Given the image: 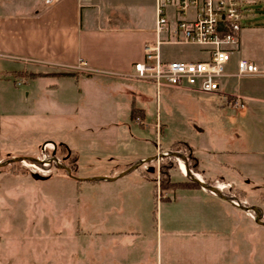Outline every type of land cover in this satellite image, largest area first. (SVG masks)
<instances>
[{
	"label": "rangeland",
	"instance_id": "1",
	"mask_svg": "<svg viewBox=\"0 0 264 264\" xmlns=\"http://www.w3.org/2000/svg\"><path fill=\"white\" fill-rule=\"evenodd\" d=\"M253 1L244 10L242 42L227 72L236 70L239 58L264 65V0ZM204 50L191 44L161 45L165 60L197 61L206 57ZM128 79L107 96L125 92L152 127L135 124L130 113L115 115L112 103H90L84 121L88 141L96 143L87 150L95 156L82 157L80 173L139 159L146 171L151 172L150 166L156 171L154 192L128 184L101 189L102 182L78 194L71 177L79 174H68L62 159L50 164L49 173H38L45 180L24 163L9 161L32 152L30 157L45 153L49 158L42 141L53 144L67 135L68 121L45 115L43 94L34 100L33 94L26 96L32 79L0 71V264H264V77L221 79L225 93L255 98L240 111L229 109L223 96L167 87L157 91L151 83ZM118 121L129 123L136 138L116 135ZM160 122L164 128L156 131ZM144 152L148 156L141 158ZM159 153L167 155L146 166L147 157ZM180 162L194 174L196 167L203 171L211 179L204 183L229 182L219 184L223 196H211L204 188L199 198H192L183 190L161 188L162 178L166 180L159 175L161 164L167 181L191 182ZM137 174L142 175L139 169ZM97 205L111 211L95 215L89 208ZM253 207L259 209L260 222Z\"/></svg>",
	"mask_w": 264,
	"mask_h": 264
},
{
	"label": "crops",
	"instance_id": "2",
	"mask_svg": "<svg viewBox=\"0 0 264 264\" xmlns=\"http://www.w3.org/2000/svg\"><path fill=\"white\" fill-rule=\"evenodd\" d=\"M170 10L172 17L173 12ZM155 22L156 0H59L51 7L46 6L43 0H0V71L6 70L32 79L26 96L33 94L34 100V97L39 99L38 93L43 94L40 104L46 111L45 115L68 121L67 135H61L57 141L61 147H57V142L52 144L46 140L42 141V145H54L57 155L61 153V158L65 150L70 157L75 158L74 171L79 175L71 178L78 194L86 188L100 187L102 182L105 186L101 189H116L128 184L134 189L154 192L153 178L156 177V171L151 166V172L146 171L144 165L138 164L139 159L123 160L115 167L86 174L80 173V162L84 156H95L93 151L87 150L96 143L88 141L89 124L84 121L85 115L91 110L90 103H112L111 109L115 115L130 113V119L135 124L152 127L144 123L143 109L135 108V101H129V95L122 91L117 92L116 97H108L107 92L115 94L112 87L119 85V82L129 81L128 77L119 74H129L134 62L143 58L145 43L156 37ZM80 59L85 60L95 72L75 71L69 67ZM254 99L248 97V100ZM136 117H140L143 124L137 123ZM154 128L162 131L164 124L156 123ZM115 130L116 135L122 132L125 136L136 138L127 122H115ZM83 152L89 154L84 155ZM34 153L26 156L30 157ZM147 154L144 152L141 158ZM157 154L147 157L149 162L146 166L154 163ZM159 155L162 156V153ZM138 169L142 175L137 174ZM195 169V175L200 180L211 183L203 171L198 167ZM87 178L98 180L89 181ZM212 183L219 185L222 182L215 179ZM176 190L188 192L192 198H199V191L205 192L199 185ZM207 192L214 195L209 190ZM164 200H169V197L165 196ZM89 209L95 215L111 211L99 205ZM82 223H86L84 218Z\"/></svg>",
	"mask_w": 264,
	"mask_h": 264
},
{
	"label": "built area",
	"instance_id": "3",
	"mask_svg": "<svg viewBox=\"0 0 264 264\" xmlns=\"http://www.w3.org/2000/svg\"><path fill=\"white\" fill-rule=\"evenodd\" d=\"M58 1L43 0L49 7ZM253 2V0H156L154 28L156 37L145 43L143 58L134 62L132 71L119 76L151 83L157 91L167 87L196 94L223 96L229 109L235 111L244 109L248 98L225 93L221 87V79L231 76L264 77V66L245 58L236 61L234 72L226 71L232 53L239 49L242 42L244 10ZM169 9H172V17ZM164 43L202 46L205 48L206 57L197 61L165 60L161 55V45ZM69 67L75 71L95 72L82 59ZM135 120L143 124L140 117H136ZM53 149L54 145L44 144L42 150H50L49 158L43 153L42 158L35 157L37 161L20 162L32 168L34 174L45 175L49 173L48 167L51 163L56 165L61 163L58 155H51ZM215 186L219 190L224 188ZM231 202L234 205L238 204L234 199H231Z\"/></svg>",
	"mask_w": 264,
	"mask_h": 264
},
{
	"label": "trees",
	"instance_id": "4",
	"mask_svg": "<svg viewBox=\"0 0 264 264\" xmlns=\"http://www.w3.org/2000/svg\"><path fill=\"white\" fill-rule=\"evenodd\" d=\"M132 117L133 118L135 117L133 113H132ZM62 149L63 148H61V150ZM62 151H64V149ZM63 160L65 162V166L67 168H69V170H70L71 173H73L74 170H75V164H74L75 158L74 157H70V155L68 154V151L67 150H65L64 153H63ZM164 169H166L164 167V164H161V168L159 170V175H161V177H166V180L164 181L163 178H162V181L159 184H160V187L163 188L164 190H176L178 188H186V187H195V186H198L197 183L192 182V181L191 182L190 181L169 182V181H167L168 180V177H167L168 176V173H167L166 170L164 171ZM165 182H168V184L166 185Z\"/></svg>",
	"mask_w": 264,
	"mask_h": 264
},
{
	"label": "water",
	"instance_id": "5",
	"mask_svg": "<svg viewBox=\"0 0 264 264\" xmlns=\"http://www.w3.org/2000/svg\"><path fill=\"white\" fill-rule=\"evenodd\" d=\"M162 155H167V154H162ZM158 156L160 157V155H158ZM158 156H156V158H158ZM181 158L184 159L183 157H181ZM22 160L37 161V159L35 157L14 158V159H11L9 161L10 162H13V161H22ZM184 165H185V168H186V174H188V176L190 177V179H191L192 182L197 183L199 186H201V187L209 190L210 192H212L214 194L216 193V194H219L220 196H223L222 193H221V191L218 188H216L215 185H209L207 183H204L202 180H200L199 178H197L194 173H192L189 170V168H188V166H187L186 163ZM62 168L65 169L68 174H70L69 168H67L66 166H63ZM34 176L36 178H39V179H45L43 176H40L39 174H34ZM86 180L95 181V180H98V178H87ZM252 209H254L255 211L258 212L257 221L260 222L261 221V214L259 212V209H257L256 207H253Z\"/></svg>",
	"mask_w": 264,
	"mask_h": 264
},
{
	"label": "flooded vegetation",
	"instance_id": "6",
	"mask_svg": "<svg viewBox=\"0 0 264 264\" xmlns=\"http://www.w3.org/2000/svg\"><path fill=\"white\" fill-rule=\"evenodd\" d=\"M51 155H52V156L57 155L56 148H54V149L51 151ZM61 159L63 160V156H62ZM61 162H62V161H61ZM63 162H64V160H63ZM64 166H65V165H64ZM179 167H180V169H181L180 164H179ZM181 171H182V169H181ZM182 172H183V171H182Z\"/></svg>",
	"mask_w": 264,
	"mask_h": 264
},
{
	"label": "bare ground",
	"instance_id": "7",
	"mask_svg": "<svg viewBox=\"0 0 264 264\" xmlns=\"http://www.w3.org/2000/svg\"><path fill=\"white\" fill-rule=\"evenodd\" d=\"M180 166H181V169H182L183 173L186 174V168H185L184 163L180 162ZM195 176H196V175H195ZM197 178H199V177H197Z\"/></svg>",
	"mask_w": 264,
	"mask_h": 264
}]
</instances>
